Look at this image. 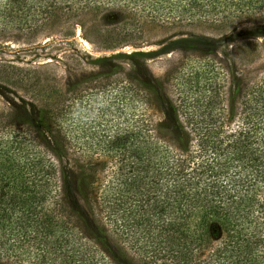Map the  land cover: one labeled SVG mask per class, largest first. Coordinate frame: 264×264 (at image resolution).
Masks as SVG:
<instances>
[{"label": "trees", "instance_id": "obj_1", "mask_svg": "<svg viewBox=\"0 0 264 264\" xmlns=\"http://www.w3.org/2000/svg\"><path fill=\"white\" fill-rule=\"evenodd\" d=\"M202 2L181 9L202 10ZM62 8L55 0H0V32L35 38L71 19ZM205 66L181 78L174 125H153L149 112L134 110L125 128L95 140L102 131L73 137L84 97L78 85L60 96L53 86L40 94L37 77L13 82L43 104L38 126L0 115V264H264V78L245 83L228 107L213 64ZM139 95L125 81V96ZM69 152L85 153L87 164L90 153L105 158L77 178L85 215L63 199L59 160Z\"/></svg>", "mask_w": 264, "mask_h": 264}, {"label": "rangeland", "instance_id": "obj_2", "mask_svg": "<svg viewBox=\"0 0 264 264\" xmlns=\"http://www.w3.org/2000/svg\"><path fill=\"white\" fill-rule=\"evenodd\" d=\"M55 1L63 7L59 14L71 19L55 21L29 40L11 30L0 32V115L12 113L38 126L41 97L31 99L28 85H13L21 77L26 84V75L37 77L42 95L55 87L61 96L78 85L84 97L73 137L90 140L95 130L102 132L93 140L104 139L125 128V117L134 110L149 112L153 125H174L181 78L206 71V64H213V78L223 86L228 107L237 103L245 83L264 78V0H212L210 6L203 0L204 9L189 11L181 9L187 0ZM72 30V38L59 36ZM125 81L142 95L125 96ZM105 105L109 108L101 116L99 108ZM76 155L60 157V184L69 209L85 215L77 178L81 170L99 169L105 158L93 152L87 164L85 153Z\"/></svg>", "mask_w": 264, "mask_h": 264}]
</instances>
